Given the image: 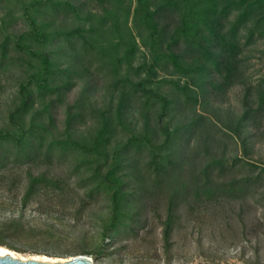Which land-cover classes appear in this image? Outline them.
I'll list each match as a JSON object with an SVG mask.
<instances>
[{
    "label": "trees",
    "instance_id": "trees-1",
    "mask_svg": "<svg viewBox=\"0 0 264 264\" xmlns=\"http://www.w3.org/2000/svg\"><path fill=\"white\" fill-rule=\"evenodd\" d=\"M123 1L110 0L116 6L105 7L100 16L86 9L85 2L28 0L22 8L27 27L1 33L0 70L9 74L13 95L0 127V189L17 190L22 205L40 204L42 197H71L75 203L78 197L104 194L111 220L101 230L104 240L116 231L117 221L129 217L136 200L146 201L150 182L168 192L161 222L169 244L185 206L226 195L223 185L213 182L215 167L224 173L226 164L240 159L215 157L197 175L185 173L184 155L208 119L201 112L190 117L188 104L211 95L223 103L228 90L241 85L244 108L232 130L245 145L264 125V72L258 73L255 64L251 69L246 57L264 39V19L253 21L255 8L264 6V0H136L133 19L138 29L129 41L120 34L115 39L121 32L116 3ZM71 18L80 23L66 25ZM139 53L142 61L132 65ZM108 54L114 58V72L123 63L136 72L135 77L128 70L121 79L105 82L109 98L100 101L98 84ZM159 69L187 78L172 82L182 98L175 107L177 97L163 92L155 80ZM77 86L81 91L69 102ZM172 109L182 114L175 125ZM258 176L241 179L246 191ZM230 184L235 197L238 181ZM27 232L15 218L0 224L5 236ZM84 236L82 230L72 233L76 240ZM0 244H7L4 237Z\"/></svg>",
    "mask_w": 264,
    "mask_h": 264
},
{
    "label": "rangeland",
    "instance_id": "rangeland-1",
    "mask_svg": "<svg viewBox=\"0 0 264 264\" xmlns=\"http://www.w3.org/2000/svg\"><path fill=\"white\" fill-rule=\"evenodd\" d=\"M26 1L28 0H0V37L3 31L17 33L27 27L22 15ZM73 1L85 2L86 9L100 16L104 14L105 7L116 6L111 5L110 0L102 3L99 0ZM136 3V0L116 3L121 26V32L115 36L116 40H120L119 34L124 41H129L131 34H136L138 27L134 26L133 19ZM173 15L177 16V13ZM259 19H264V6L254 10L253 21ZM71 20L72 18L68 19L66 25L80 23L79 20ZM255 46L258 50L246 53V57H249L247 63L252 65L251 69H254L255 64L256 69L261 70L258 73H263L264 39L258 40ZM141 49L147 50L143 46ZM105 57L106 63L101 72L103 80L98 84L97 99L100 101H107L109 98L105 95L108 88L105 82L108 84L114 79H121L128 70L131 77H135L136 72L134 69L130 70L126 63L114 72L111 65L114 58L109 54ZM141 61L142 56L139 53L132 65L136 66ZM157 73L155 80L160 85H156L161 86L166 94L177 97V103L173 107L179 105L182 98L177 95V88L172 82L183 83L187 78L176 71L171 74L159 69ZM145 75L142 72V76ZM255 77H259V74H255ZM12 91L9 74L0 70V127L7 120L5 115L11 106ZM80 91L81 86H77L71 93L69 102ZM243 96L244 88L236 85L228 90L223 103L211 95L206 101L188 104L190 117L195 112H201L208 119L206 124L199 125L198 133L190 142L186 156L184 155L185 173L197 175L199 169L215 157L240 159L234 165H230L231 161L226 164L224 173L219 171L218 166L215 167L213 182L223 185L226 195L212 197L205 202L196 199L191 205L185 206L169 244L162 237L161 222L165 217L167 189H156L148 182L146 201L141 203L136 200L128 211L129 217L117 221L116 231L104 240L101 230L109 228L111 223L107 215L109 203L104 194L95 195L93 198L85 197L83 200L78 197L75 203L71 197H42L40 204L22 205L17 190L0 189V224L15 218L29 232L26 236L0 234V239L4 237L7 243L0 246L16 257L49 262L64 261L73 255L85 254L93 259L94 264H264V125L255 130V135L245 145L234 133L232 128H236L244 108ZM174 113L172 109L173 125L178 123L182 115L179 110ZM57 118L62 125L63 112L57 114ZM207 136L208 140L205 142ZM147 153L146 151L142 154V160L147 161ZM73 168L75 166L71 165L70 169ZM83 171H79L81 177H86L87 174ZM23 173L25 176L24 170ZM258 173L257 182L246 191L242 180L247 175ZM185 178L188 179L187 176ZM232 181H238L235 188L239 193L235 197L229 192ZM142 184L143 182L140 185ZM79 230L85 234L82 240L72 237V233ZM88 251L92 253L87 254Z\"/></svg>",
    "mask_w": 264,
    "mask_h": 264
},
{
    "label": "water",
    "instance_id": "water-1",
    "mask_svg": "<svg viewBox=\"0 0 264 264\" xmlns=\"http://www.w3.org/2000/svg\"><path fill=\"white\" fill-rule=\"evenodd\" d=\"M0 264H94L93 259L85 254H76L64 261H43L34 258L16 257L10 252L0 255Z\"/></svg>",
    "mask_w": 264,
    "mask_h": 264
},
{
    "label": "bare ground",
    "instance_id": "bare-ground-1",
    "mask_svg": "<svg viewBox=\"0 0 264 264\" xmlns=\"http://www.w3.org/2000/svg\"><path fill=\"white\" fill-rule=\"evenodd\" d=\"M7 252H8V251H7L6 248L0 246V255H4V254L7 253Z\"/></svg>",
    "mask_w": 264,
    "mask_h": 264
}]
</instances>
